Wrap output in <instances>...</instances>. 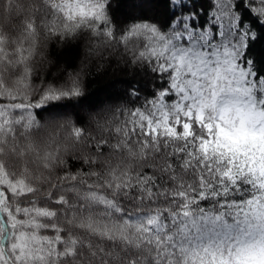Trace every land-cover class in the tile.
Segmentation results:
<instances>
[{
    "label": "snow or ice",
    "instance_id": "obj_1",
    "mask_svg": "<svg viewBox=\"0 0 264 264\" xmlns=\"http://www.w3.org/2000/svg\"><path fill=\"white\" fill-rule=\"evenodd\" d=\"M129 7L168 18L0 0V264H264V0ZM72 43L85 64L50 73ZM110 57L151 90L67 116L87 63Z\"/></svg>",
    "mask_w": 264,
    "mask_h": 264
},
{
    "label": "trees",
    "instance_id": "obj_2",
    "mask_svg": "<svg viewBox=\"0 0 264 264\" xmlns=\"http://www.w3.org/2000/svg\"><path fill=\"white\" fill-rule=\"evenodd\" d=\"M141 2L142 0H113L115 18L123 23L130 19L129 13L137 17L143 13L162 23L167 21V14L162 8L157 10L155 8L133 9L129 7L132 3L139 4ZM158 12L159 14H157ZM49 54L53 61L50 73L55 72L57 75L64 71L74 73L85 64L86 45L72 43L54 46L50 49ZM252 54L258 60L264 61V40L255 42ZM132 88L143 89L144 95H147L151 90L150 77L144 69L125 64L119 61L118 57L106 58L104 61H89L86 74L83 75V95L78 99L65 102L68 105L65 114L74 120L79 116L88 125L90 124L89 114H92L94 109L102 106L129 104L131 98L128 96V92ZM81 107L82 109L85 107L89 112L81 113Z\"/></svg>",
    "mask_w": 264,
    "mask_h": 264
},
{
    "label": "rangeland",
    "instance_id": "obj_3",
    "mask_svg": "<svg viewBox=\"0 0 264 264\" xmlns=\"http://www.w3.org/2000/svg\"><path fill=\"white\" fill-rule=\"evenodd\" d=\"M77 107L79 108V106H77ZM81 109H82V107L80 108L81 113L89 112L86 110L85 107L82 110ZM97 109H99V108H97ZM92 114H93V112H92ZM92 114H89V115L91 116Z\"/></svg>",
    "mask_w": 264,
    "mask_h": 264
}]
</instances>
